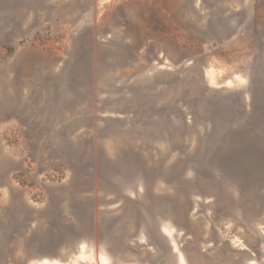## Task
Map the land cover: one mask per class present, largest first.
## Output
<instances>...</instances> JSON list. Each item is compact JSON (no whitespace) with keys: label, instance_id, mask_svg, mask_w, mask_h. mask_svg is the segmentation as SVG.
<instances>
[{"label":"rangeland","instance_id":"obj_1","mask_svg":"<svg viewBox=\"0 0 264 264\" xmlns=\"http://www.w3.org/2000/svg\"><path fill=\"white\" fill-rule=\"evenodd\" d=\"M82 254L264 264V0H0V264Z\"/></svg>","mask_w":264,"mask_h":264},{"label":"clouds","instance_id":"obj_2","mask_svg":"<svg viewBox=\"0 0 264 264\" xmlns=\"http://www.w3.org/2000/svg\"><path fill=\"white\" fill-rule=\"evenodd\" d=\"M82 248L86 247L85 245H81ZM95 264V259L94 258H90L86 255H81L79 257V260L74 262V264ZM45 264H47V261H45ZM99 264H109V261L107 259L104 258V256L100 257V262Z\"/></svg>","mask_w":264,"mask_h":264},{"label":"bare ground","instance_id":"obj_3","mask_svg":"<svg viewBox=\"0 0 264 264\" xmlns=\"http://www.w3.org/2000/svg\"><path fill=\"white\" fill-rule=\"evenodd\" d=\"M45 264V263H44ZM47 264H55V263H53V261L52 262H50V263H47Z\"/></svg>","mask_w":264,"mask_h":264}]
</instances>
